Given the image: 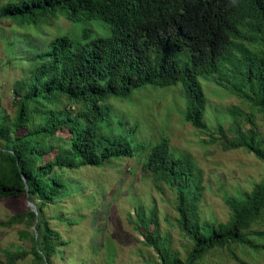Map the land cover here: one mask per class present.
Segmentation results:
<instances>
[{
	"label": "trees",
	"instance_id": "16d2710c",
	"mask_svg": "<svg viewBox=\"0 0 264 264\" xmlns=\"http://www.w3.org/2000/svg\"><path fill=\"white\" fill-rule=\"evenodd\" d=\"M57 12L68 21H106L112 35L78 48L72 38L58 36L49 50L18 49L21 27ZM4 22L15 30L4 48L10 56L4 67L15 62L22 70L13 85V115L0 109V198H27L38 214L30 208L0 221V227L34 228L21 233L30 249L6 251L3 264L31 254L35 264H55L67 240L46 209L67 196L64 174L139 152H148L143 168L156 188L163 184L175 192L176 224L191 243L185 260L172 256L169 245L149 233L157 221L154 207L143 228L161 264H198L212 250L251 244L252 227L264 221V177L252 190L226 199L228 221L206 222L200 216L203 174L190 154L176 153L166 135L153 146H135L132 135L103 124L110 113L107 99H124L144 86L181 84L186 122L220 136L213 143L224 150L243 148L264 161V144L254 130L246 134L237 126L236 138L228 140L222 126L209 127L202 84L216 83L264 116V0H0V28ZM65 126L69 138L58 135Z\"/></svg>",
	"mask_w": 264,
	"mask_h": 264
},
{
	"label": "rangeland",
	"instance_id": "374dc122",
	"mask_svg": "<svg viewBox=\"0 0 264 264\" xmlns=\"http://www.w3.org/2000/svg\"><path fill=\"white\" fill-rule=\"evenodd\" d=\"M9 27V22H4L0 28V109L12 116L13 85L22 68L15 62L12 67H4L10 57L4 48L15 34ZM18 32L17 47L22 51L49 50L58 36L72 38L78 48L93 39L112 35L106 21H68L58 12L37 24L21 27ZM202 84L205 121L211 129L222 126V137L228 140L236 138L237 126L246 134L254 130L264 144V116L260 111L216 83L203 81ZM105 104L110 109L103 124L105 128L111 124L116 134L132 135L135 146H153L166 135L176 153H188L194 158L203 174L200 202L203 221H228L230 210L226 199L252 190L264 177V161L253 152L243 148L224 150L220 142L213 143L220 136L198 131L186 122V98L181 84L164 88L144 86L124 99L111 97ZM58 135L69 138L71 131L65 126ZM140 154L132 159L111 160L102 167L68 170L64 174L69 187L67 196L46 209L50 224L67 240V245L58 249L55 264H161L156 250L145 243L148 231L143 228L154 207L157 221L149 224V233L157 234L160 243L169 245L172 256L186 259L191 243L176 224V194L163 184L162 190L156 188L153 178L143 168L148 152ZM28 209L27 198H0V221ZM33 230L26 224L0 227V264L6 262V251L30 249L29 241L23 240L21 233ZM251 232L250 245L212 250L198 264H264V221L254 225ZM256 232L262 235H255ZM18 264H35L33 255Z\"/></svg>",
	"mask_w": 264,
	"mask_h": 264
},
{
	"label": "water",
	"instance_id": "95a60500",
	"mask_svg": "<svg viewBox=\"0 0 264 264\" xmlns=\"http://www.w3.org/2000/svg\"><path fill=\"white\" fill-rule=\"evenodd\" d=\"M27 189H28V186H27ZM28 205L36 214H38V209H37L36 205L32 201H30L29 199H28ZM35 231L37 233L36 227H35Z\"/></svg>",
	"mask_w": 264,
	"mask_h": 264
}]
</instances>
